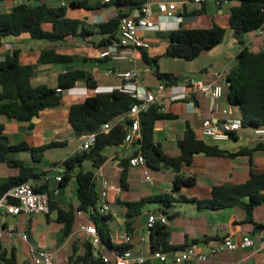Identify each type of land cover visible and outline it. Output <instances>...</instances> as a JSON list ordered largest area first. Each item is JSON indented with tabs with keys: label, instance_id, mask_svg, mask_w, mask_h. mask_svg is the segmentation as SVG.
<instances>
[{
	"label": "crops",
	"instance_id": "crops-1",
	"mask_svg": "<svg viewBox=\"0 0 264 264\" xmlns=\"http://www.w3.org/2000/svg\"><path fill=\"white\" fill-rule=\"evenodd\" d=\"M37 1V0H36ZM44 2L48 6L66 5L68 0H38ZM154 3L160 1H174L178 4L179 8L172 17H165L156 13L155 22L160 29L151 30L144 33V36L149 40L150 47L146 50V54L150 57L157 58V65L160 72H170L179 75L180 79L183 76H190L196 80L204 82H212L215 79L223 84L225 77L221 76L216 78L213 74L214 71H220L224 68H231L235 64V57L244 45L251 48V44L256 41V37L250 39L249 44L244 42L240 44L237 37L229 23L230 7L237 4V1L217 3L216 0H204L198 4L192 0H151ZM21 2L20 0H1L0 12L10 11L14 5ZM104 0H86L87 6H69L67 4L66 16L82 22L86 31H91V26L105 22L117 14L118 8L114 5H108ZM64 3V4H63ZM217 24L224 28V36L218 45L213 48L202 52L191 62V70L180 74L177 70H170L163 67V58L166 56V48L168 40L163 36L168 30L177 28H206L212 24ZM45 30L51 29V23L45 22L42 24ZM261 34V30H257ZM105 36L98 33H87L84 35H68L64 40L58 42H50L46 40H39L33 38L28 32H23L19 35L0 36V58L3 59L6 54L17 53L19 62L21 64L35 65L30 83L32 86L45 85L48 87H55L59 73L66 72L74 69H82L90 73L96 81L95 87L88 86L83 80L77 81L72 87L63 89L62 100L58 106L49 107L41 110L38 114V119L35 122L17 121L12 118H7L0 115V123L4 125L2 136L8 140L7 144H17L21 141L26 142L29 146H40L49 143H59L45 150L41 162L35 163L31 159L30 152L27 151V157L11 156L10 159H22L26 165L34 167L36 176L30 178L28 181L36 188L44 187L46 191H50V200L54 202L56 207L68 210L71 207H76L78 200L75 196H66L65 185L63 181H57L55 176L63 174V162L76 153V147L79 142V136L75 135L68 122L69 108L71 104L82 102L86 96L94 92L109 91V87H114L124 83V79L117 77L114 74H106L107 69L117 71L129 70L132 65L127 61H111L98 58V50L103 47ZM54 49L57 53L72 56V60L66 63H38V58L43 49ZM252 49V48H251ZM141 52L138 54L137 65L139 67L145 65L141 60ZM195 67L197 70H195ZM141 79L146 86L151 88L156 87L160 82L155 76L150 73H142ZM179 79V80H180ZM170 89L165 90L166 97L161 103V110L173 114L174 118L160 119L154 125V140L160 144L164 153L175 156L179 153L180 138L182 137L185 129L186 122L196 133L197 137L207 143L215 144L228 152H237L242 148H253L260 142H264V133L257 134L258 128L252 130H242L230 136L228 140L212 141L209 139L201 138L199 135V128L203 118L216 117L224 118L226 115L221 113L228 103L226 100V86L224 87V96L218 99L217 110L211 109V101L208 97L199 93L193 94L191 98L185 100H171ZM193 102L191 104L190 102ZM233 118H239L235 115V111L231 108L230 115ZM259 129H264L259 128ZM57 148H65V150L55 152ZM131 144L123 143L119 146H110L104 149L103 153L106 160L99 167L105 179L109 183L106 201L110 208V215L113 223L114 212L112 211L113 203L121 206L122 219L116 227L117 235L121 231H126L127 217L126 202L135 201L142 197L153 195L162 192H171L172 180L164 188L160 184L163 183L159 179L151 184V191L141 194L138 198H133L129 191L131 190V181L135 176L140 174L141 166H130L126 168V175L124 184L115 186L112 184L109 173L115 171L120 179V161L128 157L132 149ZM24 154V153H23ZM26 154V153H25ZM239 157H247V161L243 163H236ZM7 168H12L9 164L1 163ZM146 169L147 166H145ZM256 172L264 171V150H257L251 155H238V156H206L203 153L195 154L190 163L184 164L181 167V173L184 176H191L195 179V184L192 187H182L179 192L174 193V197L178 198L180 195L188 198L204 199L211 196L213 185L219 184H235L241 183L248 179L250 168ZM81 168L84 170L91 168L90 161L81 163ZM164 169V168H160ZM158 169V170H160ZM170 169V168H165ZM77 169L75 168L74 171ZM171 170V169H170ZM52 171L56 173L53 174ZM95 171V170H94ZM172 171V170H171ZM17 170L13 168V173L4 171L0 174V179L8 175L15 174ZM174 172L172 171V176ZM72 176L70 179H72ZM75 178V177H74ZM69 179V180H70ZM144 180V179H143ZM100 185V184H99ZM162 190H157L161 189ZM98 200V193H97ZM147 207L141 210V214L145 215V220L139 222L135 217L131 220V236L132 241L129 244L133 254L140 253L147 256L151 253L149 246V229L146 226L148 212H159V205ZM148 205V204H147ZM226 209H241L240 207H230ZM224 210V209H222ZM173 214L172 219H168L167 231L169 236L167 240L169 244H182L185 241L190 243L189 246H195L196 249L202 252H209V247L220 241L227 234H233L235 237L246 235L240 231V223L242 217L237 213H230L229 219L218 220L215 215L216 211L198 210L193 203L177 202L169 210ZM220 211V210H219ZM245 213V212H244ZM140 215V214H139ZM8 217L13 218V222H8ZM56 209H51L48 215L36 214L28 215L20 213L19 215H9L6 222L15 225L19 231H25L29 235L30 242L39 249H46L56 254L61 253L60 260L55 262H63L65 256H69L73 249H76V254L82 253L84 245L82 244V232L78 231V224L89 223L88 217L84 213H76L75 224L71 234L63 241H59V233L49 234L38 231L40 223H45L51 226L52 221L55 220ZM139 218V217H138ZM203 221V224L200 222ZM257 223L264 224L262 221L256 220ZM118 222V221H117ZM57 223V222H56ZM59 224V223H58ZM121 224V226H120ZM259 239H257L258 247L254 248L245 256L230 257L229 259L219 257V253L209 255L207 260L210 264H244V259L250 257L253 253L260 251V243L264 241V229L259 231ZM197 239L198 242L192 243V240ZM3 245L7 248L10 247L7 239H1ZM111 241V240H110ZM253 241V240H252ZM112 243V242H111ZM117 238L114 244H117ZM113 244V243H112ZM113 244V245H114ZM255 246V241H253ZM187 246V247H189ZM186 248V247H185ZM17 249V263L22 264L28 261V246L27 243L20 240ZM240 250V249H238ZM102 252L109 251L107 246H102ZM172 253L173 251H169ZM231 252V251H230ZM199 262V261H196ZM196 262H189L183 264H194ZM56 263V264H57ZM60 264V263H59ZM147 264H167L159 259H150ZM263 264V263H260Z\"/></svg>",
	"mask_w": 264,
	"mask_h": 264
},
{
	"label": "trees",
	"instance_id": "trees-1",
	"mask_svg": "<svg viewBox=\"0 0 264 264\" xmlns=\"http://www.w3.org/2000/svg\"><path fill=\"white\" fill-rule=\"evenodd\" d=\"M36 0H25L13 6L8 12H0V36L19 35L28 32L33 38L58 42L68 35L98 33L105 36L102 45L116 37L121 19L138 7L143 0H109L108 5L118 8L117 14L105 22L91 26V31H86L82 22L66 16L67 4L69 6H87L86 0H68L66 5L48 6L44 2L34 4ZM218 3L237 1L230 7L229 23L240 44L244 42L240 35L245 32L264 29V0H216ZM51 23V29L45 30L42 24ZM224 28L212 24L206 28H177L168 30L163 36L168 40L166 56L192 61L202 52L207 51L221 43ZM72 56L57 53L54 49H43L39 55L38 63H66ZM141 60L149 65L155 76L165 84H174L180 79L179 75L170 72H160L157 58L150 57L145 51L141 52ZM35 65L21 64L17 53L6 54L0 58V115L17 121L29 122L45 108L55 107L61 103L63 93L56 88L67 89L77 81L83 80L88 86L95 87L96 81L92 75L82 69H74L59 73L55 87L45 85L32 86L30 77ZM226 100L228 105L239 111L241 127H264V49L252 50L244 45L235 57V64L229 69L225 77ZM134 99L126 94L113 89L111 91L94 92L85 97L82 102L73 103L69 108L68 122L75 135L97 132L90 148L76 152L64 162L62 174L63 185L74 176L76 180V198L78 204L64 210L56 207L50 200V209H56L55 220L61 224L59 241H63L73 231L76 213L80 211L87 215L89 223L96 226L101 246H107L109 251L98 252L94 255L89 243L84 244L82 253L76 254L73 249L69 255L70 264H114L104 262L102 255H111L112 251L130 248L129 244H112L109 236V221L112 220L110 212L99 213L97 193L93 180L94 170L99 168L106 156L104 149L110 146H119L129 130L131 119L126 113ZM161 106L154 104L150 109L140 115V137L132 141V148L127 158L120 161V181L125 186L124 180L129 157L142 154L147 168L158 170L170 168L173 172L171 192L156 193L142 197L135 201L126 202V231L130 234L131 220L141 214V210L149 203L159 205L158 211L165 214L167 219H172L173 214L168 210L177 202L195 204L198 210L219 211L230 207H240L244 210L246 221L253 223L254 230L264 229V224L253 221L252 214L255 207L264 203V171L256 172L252 167L246 181L235 184L213 185L209 198L197 199L180 195L174 197L182 187H192L194 177L184 176L180 171L184 164L190 163L195 154L203 153L206 156H238L251 155L257 150H264V142L253 148H242L237 152H228L215 144H210L197 137L196 133L186 122L178 155L171 156L163 152L160 144L154 140V125L157 120L174 118L168 112L160 111ZM111 124L108 131H103V124ZM4 125L0 123V136ZM59 143H49L40 146H29L21 141L17 144H5L0 141V164H9L17 172L0 179V197L13 186L27 181L36 176L34 167L26 165L22 159H10L11 155L21 151H28L33 162H41L46 149ZM91 162V168L84 170L81 163ZM75 168L77 169L76 171ZM36 191H46L44 187ZM50 195V191H47ZM149 233V246L151 251L162 250L165 252L176 251L189 246L190 243L169 244L167 224L155 223ZM198 242L197 239L192 243ZM0 264H18L17 249L5 247L0 240ZM22 264H31L25 261ZM144 264H147L144 263Z\"/></svg>",
	"mask_w": 264,
	"mask_h": 264
},
{
	"label": "built area",
	"instance_id": "built-area-1",
	"mask_svg": "<svg viewBox=\"0 0 264 264\" xmlns=\"http://www.w3.org/2000/svg\"><path fill=\"white\" fill-rule=\"evenodd\" d=\"M192 1L200 4L204 0ZM178 8V4L174 1L154 3L151 0H143L138 7L134 8L128 15L121 19L116 37L108 40L98 50L99 59L127 61L132 65L126 71L106 70L107 75L114 74L124 79V83L109 87V91L117 89L122 93L130 95L134 99V102L130 105L126 113V116L131 119V124L124 143L132 144V141L140 137V115L147 112L154 104L161 106L163 99L166 97V89L172 91L170 95L171 100H185L191 98L196 93L206 96L211 101L210 105L212 110L218 109L216 101L224 96V87L226 85L225 83H219L216 79L212 82H204L186 75L174 84L167 85L160 81L154 88L146 86L143 83L140 77L141 74L150 73L151 71V67L147 64L141 67L137 65L140 51H144L150 47V42L144 36V33L160 29L155 22L156 13L165 17H172ZM228 71L229 68H224L220 71H214L213 74L216 78L221 76L226 77ZM56 91L62 92L63 89L57 87ZM190 103L193 104L192 101ZM221 113L226 115V117L216 118L211 116L202 119L199 128L201 138L212 141L228 140L231 135L239 131L241 121L239 118L229 116L231 107L227 105L221 110ZM111 126V124L105 123L102 126V130L108 131ZM96 134L97 132L81 134L76 152L89 149ZM128 163L133 167L146 166L145 158L140 153L129 157ZM55 178L57 181H61L62 175L57 174ZM93 180L94 182L98 180L100 184L96 208L99 213L106 214L110 211L106 201L109 183L100 168L95 169ZM144 180L150 183L152 182V177L148 169L144 171ZM50 211V196L47 191H36L35 187L28 180L13 186L0 197V240L5 237L9 245L15 248L18 247L20 240L26 242L28 246V261L31 264H56L53 252L37 248L30 242L29 235L25 231H19L14 224L6 222V218L9 215L16 216L22 212L28 215H48ZM77 213L80 214L81 212L78 211ZM157 222L168 224L167 216L161 212H148L147 228L150 229ZM77 230L82 232V244L89 243L94 255H97L101 251L102 246L96 226L90 223L80 222ZM117 236L118 243L130 244L132 241V236L127 231H121ZM251 245H253V241L247 235L235 237L233 234H227L220 241L211 245L208 253L199 251L195 246H189L173 251L172 253L155 250L151 251L148 256H145L140 253L133 254L130 248H126L120 251H112L110 256L104 254L102 255V259L104 262L110 261L114 264H144L150 259L156 258L167 264H183L207 261L209 255L224 251H234ZM262 248H264V241L260 243V249ZM63 262L70 264L69 256H65Z\"/></svg>",
	"mask_w": 264,
	"mask_h": 264
},
{
	"label": "rangeland",
	"instance_id": "rangeland-1",
	"mask_svg": "<svg viewBox=\"0 0 264 264\" xmlns=\"http://www.w3.org/2000/svg\"><path fill=\"white\" fill-rule=\"evenodd\" d=\"M260 30H261V34H258L257 30H256V31L245 32V33H242L240 35V37L243 38V40L246 44H249L250 39L256 37V41L251 44L252 50L264 49V29H260ZM162 60H163L162 64H163L164 68H167L170 70H177L180 72V74L186 72L187 70L188 71L191 70V68H190V65H192V64H190L191 62H187L183 59L168 57V58H163ZM195 70H197L196 67H195ZM150 75L155 77L154 71L152 69L150 71ZM233 109L235 111L236 116L240 115L236 106H234ZM242 130L249 131V130H252V128L247 126V127H243ZM256 132H257V134H263L264 129H258ZM62 150H65V148H57L54 151L58 152V151H62ZM27 154H28L27 151H21L17 155H19V156L20 155L21 156L26 155L25 157H27ZM12 155L15 156L16 153H14ZM233 161L236 163H243V162L247 161V157H239L237 160H233ZM145 170H146V167L141 166L140 174L137 173L138 176H135L134 179L131 181V190L129 191V194H131L133 196V198H138L141 194L140 193L141 190H144V193L150 192L151 187H152L151 184L155 183L157 179H159L161 182H163L160 185L165 188L169 184V182H171V180L173 178L172 171L170 169L164 168V169H160V170H153V169L148 168V172H149L150 176L152 177V182L150 183V182L143 180ZM4 171L5 172L9 171V172L13 173V168H7L6 166L1 165L0 166V174ZM52 172H53V174L56 173L55 171H52ZM109 177H110L112 184H114L115 186L120 185L119 176L115 173V171H111L109 173ZM75 190H76V180L73 177L72 179H70L67 182V184L65 186L66 196H69V195L75 196ZM157 190H162V188L157 189ZM95 191H96V193H98V191H99V181L98 180L95 182ZM152 206H156V205L149 203L148 205H146V208L152 207ZM121 209H122L121 206H118L117 204L113 203L112 211L114 212V214H113L114 219L113 220H115V221H113V223L111 225L109 224V236H110V240L113 244L115 243L116 238L118 240L117 233H115V232H116V227L120 223L119 221H121V219L123 218L122 213H121V211H122ZM232 212H234L236 214L238 213L243 218L240 225H239L240 231L245 233L247 236H249V238L251 240L255 241V246L251 245L249 247L239 248L240 250L237 249V250H234L231 252L230 251H224V252H220L219 254H217V255H219V257L226 258V259H229L230 257H238L240 255L241 256L247 255V253H249L250 251H253L254 248L258 247L257 239L260 238L259 237V231L254 230L253 223L245 220L246 214L244 213L243 209L242 210L241 209H232V210L231 209H224V210L216 211L215 215H218V214L221 215V216H216L217 217L216 219L227 220V218L229 219L230 213H232ZM135 218L139 222H141V221L145 220V215L140 214V215L135 216ZM252 218H253V221H255V222H257L256 220L264 222V203H262L259 206L254 208ZM8 222H13V218L8 217ZM110 222L111 221H109V223ZM200 223L203 224V221H201ZM120 226H121V224H120ZM59 227H60V224L56 223L54 220L52 221L51 226H47L45 223L42 222L38 226V231L47 233V235H49V234L54 235L56 233H59ZM60 258H61V253L56 254L54 257L55 261L60 260ZM59 263L65 264V263H62V261H60ZM59 263H57V264H59ZM260 263L264 264V249L257 251V253H253L250 257H246L244 259V264H260ZM194 264H210V263L208 261H199V262H196Z\"/></svg>",
	"mask_w": 264,
	"mask_h": 264
},
{
	"label": "water",
	"instance_id": "water-1",
	"mask_svg": "<svg viewBox=\"0 0 264 264\" xmlns=\"http://www.w3.org/2000/svg\"><path fill=\"white\" fill-rule=\"evenodd\" d=\"M1 1V0H0ZM21 2H24L25 0H20ZM34 4H40V1H34ZM37 119H38V115L37 116H34V117H32V119H31V121L32 122H35V121H37ZM0 141H2L3 143H5V144H7L8 143V140L7 139H5V138H3V137H1L0 138ZM188 164V163H187ZM149 232H150V230H149Z\"/></svg>",
	"mask_w": 264,
	"mask_h": 264
}]
</instances>
